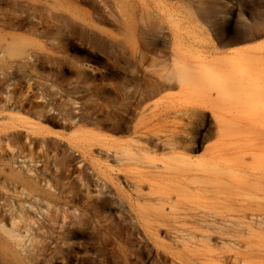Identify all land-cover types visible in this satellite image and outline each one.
Wrapping results in <instances>:
<instances>
[{"label": "rangeland", "instance_id": "1", "mask_svg": "<svg viewBox=\"0 0 264 264\" xmlns=\"http://www.w3.org/2000/svg\"><path fill=\"white\" fill-rule=\"evenodd\" d=\"M55 7L37 40L66 52L0 74V128L25 129L0 179V264H264V0Z\"/></svg>", "mask_w": 264, "mask_h": 264}, {"label": "bare ground", "instance_id": "2", "mask_svg": "<svg viewBox=\"0 0 264 264\" xmlns=\"http://www.w3.org/2000/svg\"><path fill=\"white\" fill-rule=\"evenodd\" d=\"M60 0H0V74H4V75H25V74H28V73H34V72H36L37 70H38V66L37 65H35V63H34V61L37 59V58H44V59H46V60H51V61H53L54 60V58L56 57V55H58V53H62V52H66L65 50L63 51V47H60L58 44L56 45V44H51L49 47H47V45H45V43L44 44H41L40 42H38V40L37 39H39V38H43L45 35H46V31H47V28H50V26H51V23L53 22L54 23V19H55V17H56V12H55V9H56V7H55V5H56V3L57 2H59ZM54 7H55V9H54ZM57 10V9H56ZM55 24H56V22H55ZM54 24V25H55ZM51 29V28H50ZM17 31H19V32H22L21 34H18V33H16ZM173 39V38H172ZM180 39V38H179ZM179 41V40H178ZM173 45H174V43H173ZM175 47H176V44L174 45ZM178 50V49H177ZM177 52V51H176ZM37 57V58H36ZM177 61V60H176ZM179 62V61H178ZM181 62V61H180ZM179 62V63H180ZM178 63V64H179ZM181 65V66H180ZM176 66V65H175ZM178 67H182V64L180 63L179 65H177ZM183 68H185L184 67V65H183ZM182 68V69H183ZM187 70L188 69H190L191 70V68L189 67H187L186 68ZM174 70V69H173ZM177 70H179V69H177ZM177 70H175V71H172V73H173V75H171V76H173L174 77V72H176ZM184 70V69H183ZM194 70V69H193ZM192 70V71H193ZM195 70H197V72H195V75H196V73H198V70H200V69H196L195 68ZM206 69H204V71H201V73H200V75L199 76H204V73L206 72L205 71ZM236 70V69H235ZM182 71V70H181ZM238 71V70H237ZM194 72V71H193ZM217 73H218V71H216ZM222 72V71H221ZM229 72H231L230 70H229ZM184 73H186V72H178L177 73V75L175 76L176 78H178V80H185V78H187L186 77V75L184 74ZM211 73H212V75H213V73H215V72H211L210 70H209V72L207 71V74H210V75H208L209 77H212L211 76ZM223 73V72H222ZM202 74V75H201ZM206 74V73H205ZM216 74V73H215ZM219 74V73H218ZM224 74V73H223ZM222 74V75H223ZM228 75H229V73H227ZM223 75V76H225V77H223L221 74H220V76H218L217 74L215 75V76H217L219 79L218 80H220V77H223V79H224V81L226 82V81H228V79H229V81H228V83H225V84H229L230 83V80L231 79H233V80H235L234 78H231L230 76L228 77V79L226 80V76H228V75ZM231 75V74H230ZM205 76H207V75H205ZM205 77V78H208V80H210L209 79V77ZM174 77V78H175ZM197 77V76H196ZM172 78V77H171ZM200 77H198V79H199ZM205 78H202L201 77V80L202 79H205ZM213 78V77H212ZM214 78H216V77H214ZM213 78V79H214ZM231 78V79H230ZM173 79V78H172ZM213 79H211V80H213ZM217 79V78H216ZM216 79H214V80H216ZM222 79V78H221ZM239 78H237V80H238ZM176 80V79H175ZM210 80V81H211ZM213 80V82H205V83H211L210 85L212 86V84H213V88L215 89L216 88V86H215V84L217 83V81H216V83L214 84V81ZM195 81H196V83H195ZM195 81H194V84H196L195 86H199L200 87V85L201 84H204L203 83V81H206V80H203L202 81V83L199 85V81H200V79L199 80H196L195 79ZM223 81V82H224ZM236 81V80H235ZM198 82V83H197ZM221 82V81H220ZM238 82H240V83H237V81L235 82V83H237V86H240V85H238V84H241L242 83V81L241 80H238ZM180 83V82H179ZM218 83H219V81H218ZM222 83V82H221ZM232 83V82H231ZM256 83H258V82H256ZM255 82L254 83H252L253 84V86L256 88V84ZM186 84V83H185ZM189 86L188 87H191L190 86V84L189 83H187ZM186 84V85H187ZM198 84V85H197ZM208 84V85H209ZM244 84V83H243ZM241 85V87L239 88V89H242V86L244 87L243 89H245L246 88V86H248V85H246V86H244V85ZM260 84V83H259ZM180 85H184V84H180ZM222 85V84H217V88H220L219 90H221L222 91V89L223 88H227V87H225L224 85V87L223 86H220ZM230 85V84H229ZM233 85V86H232ZM262 85V84H261ZM202 86V85H201ZM215 86V87H214ZM219 86V87H218ZM231 86L234 88V84H231ZM230 86V87H231ZM250 86H251V84H250ZM253 86L251 87V88H253ZM258 86V85H257ZM199 87H198V89H199ZM205 87H209V86H206L205 85ZM230 87L228 88V89H223V90H225V91H223V93H224V95L226 96L224 99H227V95H228V93H227V95L225 94L226 92H230L231 90V92H232V94L234 93V94H236L235 96H232V97H236L237 95H239L240 96V92L243 90H241V91H239V89H238V91H236L235 89H234V91L235 92H239L238 94L237 93H235L234 91H233V89H231V90H229L230 89ZM236 87V86H235ZM192 88V87H191ZM195 89H196V87H194ZM202 88V87H201ZM251 88H248L247 87V89H248V91L250 92V90L249 89H251ZM194 89V90H195ZM197 89V90H198ZM247 89H245V90H247ZM256 89H258L259 91H260V87H257ZM255 89V92H257L258 90H256ZM261 89H262V87H261ZM213 90V89H212ZM216 90V89H215ZM226 90H228V91H226ZM245 90L243 91V92H241V94L242 93H245V95H246V92H245ZM28 91H30V90H28ZM211 90H209V92H210ZM218 90H216L215 92H217ZM252 91V90H251ZM262 91V90H261ZM201 92H204V90L202 91L201 90ZM206 92V94L204 95V96H206L207 95V92H208V90L207 91H205ZM214 92V93H215ZM218 92H220V91H218ZM230 92V93H231ZM254 91H252L251 92V96L252 95H257V94H252ZM28 93V92H27ZM222 93V94H223ZM229 93V95H232V94H230ZM30 94V93H29ZM203 94V93H202ZM218 94V93H217ZM219 94H221V93H219ZM247 94H249L248 92H247ZM259 95H264V93H263V91L261 92V94L260 93H258ZM209 95V94H208ZM207 95V97H210V96H208ZM210 95H211V93H210ZM244 96V95H243ZM248 96V95H247ZM247 96H244V97H247ZM250 96V95H249ZM218 97V96H217ZM230 97V96H229ZM228 97V98H229ZM238 97V96H237ZM243 97V98H244ZM257 97V96H256ZM258 97H260V96H258ZM7 98L9 99V101L11 100V95H8L7 94ZM239 98V97H238ZM240 98H242V97H240ZM219 99V98H218ZM223 99V98H222ZM222 99H220V101H223V102H225V100H222ZM233 98H230L229 99V101L231 100V101H233L232 100ZM36 100V99H35ZM252 100H254V99H252ZM251 100V104H252V101ZM30 101H31V99H30V97H27V96H25L24 98H23V96H19L18 97V100H16L15 101V109H17L19 112H23V111H25V110H29V111H31L33 108H34V106H29L28 107V105H29V103H30ZM253 103H255V102H253ZM7 105V104H6ZM11 108H13V107H11ZM5 109V108H4ZM4 109H2V110H4ZM213 109V108H212ZM1 109H0V111H2ZM12 110V109H11ZM215 110V109H214ZM8 111V109L6 108V112ZM3 112H5V111H3ZM13 112V111H12ZM9 113V112H8ZM11 113V112H10ZM61 113H63V112H61ZM0 114H2V112L0 113ZM13 114H15V113H13ZM17 114V113H16ZM66 114V113H65ZM9 115V114H8ZM42 115V114H41ZM67 115V114H66ZM70 115V114H69ZM11 117H12V115H10ZM1 117V116H0ZM5 117V116H4ZM8 117V116H7ZM13 117H15L14 115H13ZM69 117V116H68ZM40 118H41V116H40ZM65 118V117H64ZM5 120V119H4ZM18 119H16V121H17ZM21 120V119H20ZM19 120V121H20ZM68 120V119H67ZM77 120V119H76ZM75 120V121H76ZM22 121V120H21ZM23 122V121H22ZM21 122V123H22ZM20 123V122H19ZM19 123H17V124H19ZM22 125V124H21ZM0 126H1V124H0ZM24 126V125H23ZM3 127V126H2ZM28 128V127H27ZM24 131H25V129L24 130H22V129H19V127H10V128H7V127H4L3 129H1L0 128V179L1 178H4V181H7V179H8V175L7 174H5V171H6V169L8 168L7 166L8 165H10V164H8L7 162H6V156L9 154V151H14V149L12 148L13 146H10V144H9V142H10V138L12 137V136H16V139L17 140H19L22 136H23V134H24ZM27 132V133H26ZM25 133H26V135H27V138H32L31 136L32 135H30V133L28 132V130L26 131ZM32 134V133H31ZM13 138V137H12ZM43 139H46V138H43ZM26 140H29V139H26ZM31 140V139H30ZM32 141V140H31ZM14 142V141H13ZM17 144V143H16ZM12 145V144H11ZM16 146V145H15ZM8 157V156H7ZM11 168H14L13 166L11 167ZM14 170H15V168H14ZM29 170V169H28ZM8 171V170H7ZM11 171H12V169H11ZM19 171V170H18ZM18 171H16V172H18ZM22 172V171H21ZM14 173V172H13ZM19 173H20V171H19ZM33 173V172H32ZM26 174V173H25ZM25 176V175H24ZM11 177H13V176H11ZM16 177V176H15ZM14 177V178H15ZM28 179V178H27ZM3 180V179H2ZM9 181V180H8ZM2 181L0 180V183H1ZM3 184V183H2ZM4 185V184H3ZM10 185V184H9ZM11 185H13V184H11ZM19 185V184H18ZM16 186H17V184H16ZM7 187V186H6ZM12 187V186H11ZM15 187V186H14ZM22 187V186H21ZM15 189V188H14ZM23 190V189H22ZM26 190V189H25ZM41 190V189H40ZM31 193V192H30ZM33 195H34V193H33ZM1 197H3V196H1ZM34 197V196H33ZM4 199V198H3ZM3 199H1V201H0V230H1V232H3V233H6V231H7V228H9L10 229V227H8V226H6V219H7V216L5 215V214H3L2 212H4V210H3V207H5V205L4 204H1V202L3 201L4 202V200ZM6 200H7V198H6ZM6 203V202H5ZM22 205V204H21ZM23 206V205H22ZM13 218H14V216H13ZM22 218V217H21ZM23 219V218H22ZM13 222V221H12ZM14 222H15V220H14ZM17 228V227H16ZM19 231V230H18ZM11 233V232H10ZM7 235V234H6ZM9 236V235H8ZM11 236V235H10ZM19 237V236H18Z\"/></svg>", "mask_w": 264, "mask_h": 264}]
</instances>
